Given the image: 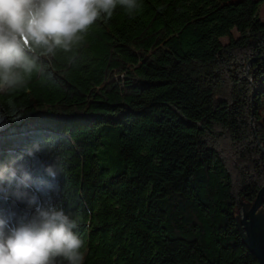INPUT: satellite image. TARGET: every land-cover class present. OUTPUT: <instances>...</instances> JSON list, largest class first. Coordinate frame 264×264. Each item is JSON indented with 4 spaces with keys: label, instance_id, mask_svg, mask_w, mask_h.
Wrapping results in <instances>:
<instances>
[{
    "label": "trees",
    "instance_id": "trees-1",
    "mask_svg": "<svg viewBox=\"0 0 264 264\" xmlns=\"http://www.w3.org/2000/svg\"><path fill=\"white\" fill-rule=\"evenodd\" d=\"M259 1L143 0L134 18L118 8L78 66L58 55L51 76L0 95L14 121L0 163L48 140L52 153L29 162L47 180L52 155L68 157L48 194L77 219L84 264H256L231 211L264 185Z\"/></svg>",
    "mask_w": 264,
    "mask_h": 264
},
{
    "label": "clouds",
    "instance_id": "clouds-1",
    "mask_svg": "<svg viewBox=\"0 0 264 264\" xmlns=\"http://www.w3.org/2000/svg\"><path fill=\"white\" fill-rule=\"evenodd\" d=\"M118 8L134 18L143 0H0V95L26 88L34 75L51 76L48 68L58 55L69 68L78 66L87 36ZM6 121L14 122L0 112V131ZM53 147L48 140L33 143L0 163V264H84L87 240L76 231L77 219L48 194L49 180L65 175L68 157L52 155L43 167L47 180L30 171L29 162Z\"/></svg>",
    "mask_w": 264,
    "mask_h": 264
},
{
    "label": "water",
    "instance_id": "water-1",
    "mask_svg": "<svg viewBox=\"0 0 264 264\" xmlns=\"http://www.w3.org/2000/svg\"><path fill=\"white\" fill-rule=\"evenodd\" d=\"M260 151L264 155L261 148ZM263 193L264 185L258 190L251 204L236 205L231 211L241 242L256 264H264V209L259 206Z\"/></svg>",
    "mask_w": 264,
    "mask_h": 264
},
{
    "label": "rangeland",
    "instance_id": "rangeland-1",
    "mask_svg": "<svg viewBox=\"0 0 264 264\" xmlns=\"http://www.w3.org/2000/svg\"><path fill=\"white\" fill-rule=\"evenodd\" d=\"M257 16H258L259 21L264 23V0L259 1L258 9H257ZM232 37H236V34L234 32H232ZM220 42L222 44H225L227 42V39L222 38L220 39ZM259 206L264 207V202L262 201V197H261V203Z\"/></svg>",
    "mask_w": 264,
    "mask_h": 264
},
{
    "label": "flooded vegetation",
    "instance_id": "flooded-vegetation-1",
    "mask_svg": "<svg viewBox=\"0 0 264 264\" xmlns=\"http://www.w3.org/2000/svg\"><path fill=\"white\" fill-rule=\"evenodd\" d=\"M260 208L264 209V207H262V206Z\"/></svg>",
    "mask_w": 264,
    "mask_h": 264
}]
</instances>
